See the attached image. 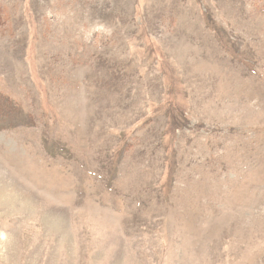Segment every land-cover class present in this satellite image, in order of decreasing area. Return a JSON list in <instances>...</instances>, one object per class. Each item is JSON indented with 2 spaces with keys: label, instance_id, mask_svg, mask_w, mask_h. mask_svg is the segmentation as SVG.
Wrapping results in <instances>:
<instances>
[{
  "label": "rangeland",
  "instance_id": "rangeland-1",
  "mask_svg": "<svg viewBox=\"0 0 264 264\" xmlns=\"http://www.w3.org/2000/svg\"><path fill=\"white\" fill-rule=\"evenodd\" d=\"M0 264H264V0H0Z\"/></svg>",
  "mask_w": 264,
  "mask_h": 264
}]
</instances>
